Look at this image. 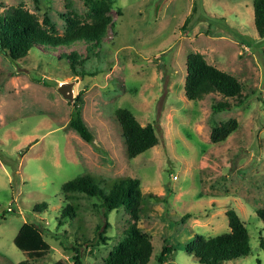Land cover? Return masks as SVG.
Returning a JSON list of instances; mask_svg holds the SVG:
<instances>
[{
    "label": "rangeland",
    "instance_id": "rangeland-1",
    "mask_svg": "<svg viewBox=\"0 0 264 264\" xmlns=\"http://www.w3.org/2000/svg\"><path fill=\"white\" fill-rule=\"evenodd\" d=\"M112 1L103 41L74 44L77 58L68 59L65 47L40 46L18 62L0 52V264L28 258L14 243L26 222L41 225L50 246L31 264H76L74 244L83 243L82 232L94 237L105 220L80 195L74 200L78 215L59 222L73 202L62 187L83 174L102 185L140 180L146 200L138 226L154 247L149 264H200L187 245L198 235L229 232L230 209L249 229L252 250L225 264H264V224L256 215L264 208V37L256 30L254 0ZM2 5L22 8L41 23L49 16L60 35L69 17L90 20L85 0H0V13ZM192 52L237 77L246 97L241 107L214 112L221 95L186 97ZM63 83H72L74 100L59 92ZM77 103L91 143L69 126ZM118 108L153 125L158 144L128 158ZM231 118L238 121L236 131L213 143L212 129ZM43 202L47 208L36 211ZM108 220V244L85 249L83 264L103 263L123 238L130 214L122 208ZM165 246L171 250L164 254Z\"/></svg>",
    "mask_w": 264,
    "mask_h": 264
},
{
    "label": "trees",
    "instance_id": "trees-1",
    "mask_svg": "<svg viewBox=\"0 0 264 264\" xmlns=\"http://www.w3.org/2000/svg\"><path fill=\"white\" fill-rule=\"evenodd\" d=\"M85 2L90 20L81 21L77 17H69L63 35L58 33L49 16H46L41 23L35 15L22 8L2 5L4 10L0 13V52L12 62H18L27 58L34 48L40 46L47 49L65 47L70 48V53L65 54L71 59L79 57V53L72 49L76 43L84 42L98 46L112 25L109 13L113 1L85 0ZM253 6L256 30L262 38L264 37V0H254ZM188 22L189 18L185 23ZM186 64L185 95L189 100L200 101L211 94H219L223 100L213 104L214 112L241 107L245 103L243 85L237 77L210 64L200 52L190 53ZM260 100L264 107V101L261 98ZM232 101H235L234 105ZM116 116L125 138L128 158L133 159L158 144L159 137L153 125H141L127 108H118ZM69 126L83 140L93 142V133L83 119L82 106L79 103L74 105ZM237 128L238 121L234 118L219 124L212 129V142H224ZM62 191L66 199L70 198L73 202L67 204L61 211L60 224L64 225L68 219L78 215L80 205L74 200L80 195L86 197L92 208L101 213L105 219L103 225L97 226L94 237L90 238L83 232L81 239L77 235V240L83 238V243L77 241L74 244L76 264H83L85 249L108 244L109 215L122 208L130 214V224L123 231L121 241L102 264H149L154 247L148 235L138 226L140 214L144 210L143 203L146 200L139 179L123 177L113 180L108 185H102L93 176L83 174L66 182ZM46 208L47 203L43 202L36 205L35 210L41 212ZM256 215L264 224V208L258 209ZM227 217L229 232L214 237L198 235L192 244L187 245V251L194 255L200 264H225L246 257L251 252V236L245 222L233 209L227 211ZM82 229L81 226L78 230ZM14 243L28 256L25 261L18 264L36 262L44 258L50 248L44 235V228L32 222L23 224L14 238ZM62 244L66 246L63 241ZM260 248L264 251V235L260 240ZM170 250V246H165L164 254ZM160 261L164 262L163 256Z\"/></svg>",
    "mask_w": 264,
    "mask_h": 264
},
{
    "label": "water",
    "instance_id": "water-1",
    "mask_svg": "<svg viewBox=\"0 0 264 264\" xmlns=\"http://www.w3.org/2000/svg\"><path fill=\"white\" fill-rule=\"evenodd\" d=\"M59 92L67 99L74 100L72 83H63L58 88Z\"/></svg>",
    "mask_w": 264,
    "mask_h": 264
},
{
    "label": "built area",
    "instance_id": "built-area-1",
    "mask_svg": "<svg viewBox=\"0 0 264 264\" xmlns=\"http://www.w3.org/2000/svg\"><path fill=\"white\" fill-rule=\"evenodd\" d=\"M11 210V209H10Z\"/></svg>",
    "mask_w": 264,
    "mask_h": 264
},
{
    "label": "clouds",
    "instance_id": "clouds-1",
    "mask_svg": "<svg viewBox=\"0 0 264 264\" xmlns=\"http://www.w3.org/2000/svg\"><path fill=\"white\" fill-rule=\"evenodd\" d=\"M10 210V209H9Z\"/></svg>",
    "mask_w": 264,
    "mask_h": 264
}]
</instances>
